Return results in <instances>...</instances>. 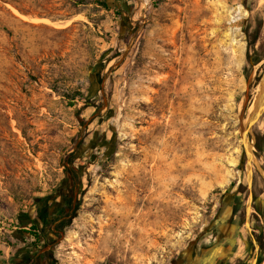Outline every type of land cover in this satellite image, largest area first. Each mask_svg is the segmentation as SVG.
<instances>
[{"label": "rangeland", "instance_id": "374dc122", "mask_svg": "<svg viewBox=\"0 0 264 264\" xmlns=\"http://www.w3.org/2000/svg\"><path fill=\"white\" fill-rule=\"evenodd\" d=\"M244 2L0 0V261L35 250L25 230L38 198L59 192L69 153L80 206L56 235L46 229L39 264H174L213 242L250 184L241 122L264 26L249 48ZM263 136L264 115L250 135L264 205ZM227 224L228 264H253L254 232Z\"/></svg>", "mask_w": 264, "mask_h": 264}, {"label": "flooded vegetation", "instance_id": "af4514ba", "mask_svg": "<svg viewBox=\"0 0 264 264\" xmlns=\"http://www.w3.org/2000/svg\"><path fill=\"white\" fill-rule=\"evenodd\" d=\"M259 147L264 148V136L263 141L261 142V145ZM247 186V189L245 186H237L236 192L234 194V197L236 195H247L246 204L243 206L242 209H234L236 208L235 201L232 202L231 206V212L229 214L228 220H226L225 223H218V227H215L216 231L212 228L210 229L213 232L214 240H210L209 244H201L199 240L194 242V244L190 245L186 250H184L182 253H180L173 261L174 264H228V262L231 260V256L237 257L236 251H234V248L236 247V238L235 234H233L229 229H225V224H232V222H235L238 224V227H246L248 232L251 234V231L254 232L255 238L250 241V246L252 251L256 250L254 262L256 261L260 262V257L263 255L264 251V205L261 204L257 198V190L256 188H249L248 182L245 184ZM253 185V183H252ZM253 187V186H252ZM232 190L234 187L232 186ZM250 203H249V196ZM225 197V196H223ZM233 197V198H234ZM57 202L62 200V197H57L55 199ZM54 204V206H52ZM64 205H67V200L65 199L60 205L59 203L53 202L52 199L49 200H39L37 207H35V215L30 219L29 224H36L39 228H51L53 229L54 235L59 232L58 228H62L63 223L66 222L69 218V210L63 209L62 207ZM221 205V204H220ZM249 205V207H248ZM44 206H46V209L51 213L49 216V219H43L42 212L44 211ZM54 207V208H52ZM42 208V209H41ZM250 211V214H249ZM249 214V222L246 223V215ZM49 220V221H48ZM231 221V222H230ZM49 222L51 223L49 225ZM226 225V226H227ZM58 230V231H57ZM49 244L50 242L53 243V240L47 239ZM257 244V247H256ZM249 245V244H248ZM247 245V246H248ZM47 246V245H46ZM211 247H215V249L218 247L217 255L212 257L211 252L213 250ZM44 248H42L39 253L36 250L32 251L30 250L27 255H25L22 258V262L19 264H39V260L47 257L43 251ZM42 251V252H41ZM46 251V250H45ZM251 251V252H252ZM34 252V253H33ZM49 253V252H48ZM45 255V256H44ZM251 262V261H250ZM241 260L237 259L233 262V264H240ZM0 264H6L2 261H0ZM8 264H18V262L13 258L12 262H9ZM250 264V263H249Z\"/></svg>", "mask_w": 264, "mask_h": 264}, {"label": "trees", "instance_id": "16d2710c", "mask_svg": "<svg viewBox=\"0 0 264 264\" xmlns=\"http://www.w3.org/2000/svg\"><path fill=\"white\" fill-rule=\"evenodd\" d=\"M257 2H258V0H245V2H244L245 7L250 12L248 22H247V25L245 28L249 48L255 47L257 41L260 38V34H261L263 26H264V17H263L262 11L257 6ZM263 46H264V44L262 45V47ZM263 56H264V48H263V53L259 56H256L254 58V61L255 62L261 61ZM82 147L80 149H82ZM79 152H81V150ZM75 156H76L75 153H69L68 154L69 162L64 164L66 176L63 179L61 185L59 186V192L54 194V195L42 196V197L38 198L37 202L35 203L34 208L37 207L39 200H44V201L46 200L47 201L49 199H52L53 202L59 203L60 205H62L63 201L66 199L67 205H64L62 208L70 211L69 212V218L74 216L75 211L80 206V202H77V204L75 206L73 205V192H74L75 187L80 185L81 179L83 177L79 172L78 166L75 165V159H76ZM57 197H62V200L57 202L55 200ZM52 206H54V204ZM52 208H54V207H52ZM43 210H44L42 212L43 219L44 218L49 219V216L51 213L46 209V206H44ZM69 218L66 222L63 223L62 228H58L59 231L63 230L64 227L68 224ZM50 224L51 223L49 222V225ZM46 229H48V231L53 233V229H51V228H39L36 224H31L29 226V229L25 230L26 232H28L33 237L32 244L34 245V249L36 251L41 250L46 245H48L47 244L48 242H46L48 239V235H47L48 231ZM263 258H264V251H263V255L260 257L259 261H262ZM51 264H53V263H51Z\"/></svg>", "mask_w": 264, "mask_h": 264}, {"label": "water", "instance_id": "95a60500", "mask_svg": "<svg viewBox=\"0 0 264 264\" xmlns=\"http://www.w3.org/2000/svg\"><path fill=\"white\" fill-rule=\"evenodd\" d=\"M261 61L263 67H262V74L259 83V90L256 95L257 102L253 110L248 114L247 118L243 122H241V137L243 138V149L246 158L247 174L250 173V184H248L250 189L252 188V183H253V169L250 165H251V160L252 161L254 160V152L251 148L253 146L250 135L252 134L253 125L256 122H258L264 115V57ZM249 203H250V199H249ZM247 222H249V215H246V223ZM255 264H257V261L255 262Z\"/></svg>", "mask_w": 264, "mask_h": 264}, {"label": "bare ground", "instance_id": "6f19581e", "mask_svg": "<svg viewBox=\"0 0 264 264\" xmlns=\"http://www.w3.org/2000/svg\"><path fill=\"white\" fill-rule=\"evenodd\" d=\"M256 102H257V99L255 98V100L253 101L252 105H251V111L253 110V108L255 107L256 105ZM242 145H243V138H242ZM253 149V147H251ZM252 166V160H251V165Z\"/></svg>", "mask_w": 264, "mask_h": 264}]
</instances>
